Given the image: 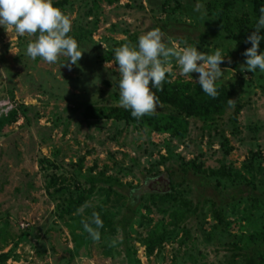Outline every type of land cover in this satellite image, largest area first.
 Returning a JSON list of instances; mask_svg holds the SVG:
<instances>
[{
    "label": "rangeland",
    "instance_id": "374dc122",
    "mask_svg": "<svg viewBox=\"0 0 264 264\" xmlns=\"http://www.w3.org/2000/svg\"><path fill=\"white\" fill-rule=\"evenodd\" d=\"M213 2L71 0L61 10L71 20V31L87 23L91 28L71 70L61 64L63 56L54 64L30 59L25 48L35 37H18L10 26H0V113L14 107L18 111L15 122L0 128V227L6 228L11 241L2 250L11 251L6 264H237L241 260L231 243L249 231L243 218L255 210L253 199L264 198V184L245 174L238 186H225V178L223 184L216 183L211 171L229 166L241 172L252 154L264 167V73H249L242 65L241 28L247 21L239 15L249 12V3L242 0L233 6L230 39L217 23ZM154 28L160 30L166 46L195 45L206 54L215 49L226 53L218 83L233 88L232 100L240 107L235 122L230 120L234 109L230 107L214 127L190 119L186 137L173 139L123 122L84 117L85 106L110 105L111 94L119 93V74L113 59H101L104 51L116 48L114 42L120 40L134 46L138 36ZM168 67L170 82H195L198 76L180 75L174 60ZM155 111L165 108L159 105ZM225 139L227 154L222 147ZM181 159L195 160L201 167L197 173H187L186 181L176 187L186 203L175 206L190 209L184 220L172 219V209H153L148 215L140 210L125 233L121 229L105 233L75 251L68 228L71 220L60 217L46 193L50 174L64 176L73 186L83 183L88 174L103 171L119 180L121 186L114 187L119 195L145 186L147 179L155 180L160 191L169 187L168 174L180 176ZM114 198L102 203L103 197L94 194L77 213L87 217L89 210L104 204L119 218L124 210L112 204ZM218 209L223 225H216L213 217ZM156 222L174 232L147 256L142 241Z\"/></svg>",
    "mask_w": 264,
    "mask_h": 264
},
{
    "label": "trees",
    "instance_id": "16d2710c",
    "mask_svg": "<svg viewBox=\"0 0 264 264\" xmlns=\"http://www.w3.org/2000/svg\"><path fill=\"white\" fill-rule=\"evenodd\" d=\"M71 0H55L54 6L63 10L70 4ZM110 1V0H107ZM177 4L183 0H176ZM242 0H214L215 18L217 23L223 28L230 39L233 38V30L235 21L233 17V6ZM249 3V12L239 15L243 21H247L242 29L244 35L245 49L250 47V42H245V37L253 31V27L259 17V9L264 6V0H246ZM93 8L97 5L94 1ZM91 11V8L89 9ZM261 31V30H260ZM91 34L89 24L77 26L69 35L72 36L78 43V46L86 42ZM204 34L201 35L203 37ZM116 48L122 44L128 43V40H120L114 42ZM104 51L101 55L103 61L113 59L114 49ZM264 51V40L258 44V51ZM162 84V90L157 91L155 95L159 98V105L165 108V111H155L152 115L142 116L139 120L133 118L130 112L123 109L118 104V93L111 94L112 104L101 107L87 105L84 107V117L86 119H104L115 122H123L124 124L132 125L136 128L145 129L148 132H156L158 134H167L173 139H183L186 137L189 127V120L196 119L204 124L205 127L212 128L223 117L226 110L230 108L227 100L233 98V88H228L226 85L218 83V95L216 98L206 96L196 82L175 80L168 81ZM155 91V90H153ZM233 114L230 120L235 122L240 107L237 102L233 103ZM17 108L14 107L6 114L0 113V128L4 124H10L17 120ZM227 140H224L222 147L225 154L229 152L226 148ZM255 154H252L246 164H243L242 171L235 170L229 166H223L221 170L211 171L216 178V183L223 184L225 178V186H238L244 180V175L254 180H258L264 184V167L261 162L253 160ZM201 170L195 160H183L179 164L180 176L175 179L168 174V188L158 191L156 181L147 179L145 186L132 187L125 191V194H117L114 192V187L121 186L119 180L113 176H106L105 172L101 171L98 174H88L83 183L77 182L73 186H69L66 178L62 175L52 173L46 181V193L49 198L55 203V207L59 210L62 219L71 220L68 224L69 232L74 243V249L77 251L83 244L90 243L91 240L84 232L81 221L87 220L93 212H96L103 221V227L100 229L101 236L105 233H114L117 229H121L124 233L127 228H132V223L136 219V215L140 210H144L148 215L153 209H159L162 212H171L169 215L172 219L181 222L185 219L187 211L190 209L177 208L175 204L179 202L186 203L180 196L179 185L186 181V174L194 171L195 173ZM92 171V170H91ZM222 180V181H221ZM86 184V185H85ZM169 189V190H168ZM101 195L103 202L106 203L111 196L114 198L115 207L122 208L124 213L116 218V213L104 208V204L96 206L87 213V217L80 216L77 212L84 203L92 197V195ZM256 197V196H255ZM254 200L255 210L252 214L244 216L246 225L249 226V231L234 239L232 249H238L241 253V260L237 264H264V198L256 197ZM165 205L169 207L164 208ZM196 208L192 209L195 212ZM118 214V213H117ZM213 217L217 220V224L224 223L222 210L218 209L213 212ZM252 230L250 231V229ZM174 229H166L161 222H156L148 235L143 239L146 255H151L165 241H168L173 235ZM10 234L6 228L0 227V264H6L11 257V251L2 252L4 248L10 244ZM128 253V250L126 249ZM136 263H139L136 260Z\"/></svg>",
    "mask_w": 264,
    "mask_h": 264
},
{
    "label": "clouds",
    "instance_id": "9594fccd",
    "mask_svg": "<svg viewBox=\"0 0 264 264\" xmlns=\"http://www.w3.org/2000/svg\"><path fill=\"white\" fill-rule=\"evenodd\" d=\"M259 13L253 31L245 37L250 47L243 52L245 61L242 65L249 73L257 70L264 73V51H258V44L264 40L260 31L264 29V6ZM0 26H10L18 37L25 34L35 37L25 48V55L30 59L39 57L54 64L63 56L66 59L61 64L71 70L81 57L83 50L69 35L71 20L54 6V0H0ZM225 58L226 53L220 49L206 54L198 51L195 45L183 48L166 46L159 29L147 30L138 36L134 46L125 43L114 49L112 64L115 63L119 74L118 104L137 120L152 115L159 106L155 93L167 82L170 60L175 61L182 76L191 77L190 73H197L195 82L206 96L214 99L218 95V81L224 75L220 65ZM227 103L232 107L234 101L228 99ZM81 224L91 241L100 240L103 221L96 212Z\"/></svg>",
    "mask_w": 264,
    "mask_h": 264
}]
</instances>
